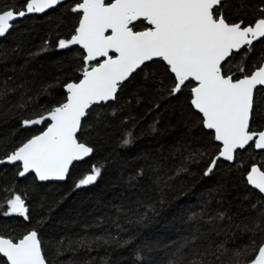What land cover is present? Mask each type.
<instances>
[{
  "label": "trees",
  "instance_id": "16d2710c",
  "mask_svg": "<svg viewBox=\"0 0 264 264\" xmlns=\"http://www.w3.org/2000/svg\"><path fill=\"white\" fill-rule=\"evenodd\" d=\"M81 1L69 0L44 14L26 16L0 39V92H6L0 98V159L45 129L48 122L26 128L22 121L65 102L64 85L79 81L88 66L78 47H58L59 39L73 35L80 14L72 9ZM25 4L26 0H0V10L23 9ZM262 7L264 0H226L224 13L229 22L243 20L248 25L264 16ZM146 27L140 21L133 30ZM245 51L233 53L224 65L234 78H241L240 66L250 74L264 61V38L254 42L246 57ZM145 65L122 85L116 100L94 105L82 120L77 139L93 152L71 166L65 181L40 183L33 174L18 178V164L1 165L0 201L6 205L20 194L28 219L3 215L5 206L0 211V235L16 242L36 230L47 264H169L185 241L187 259L203 253L206 260L227 264L226 255L216 259L218 246L230 254L252 241L257 249L264 242V197L245 180L253 165L264 171V151H255L251 143L236 152L233 163L219 159L205 175L220 146L191 106L194 83L169 95L174 76L165 63L153 60ZM29 98L26 108L17 107ZM254 99L251 127L259 131L264 129L263 87L255 90ZM128 132L131 142L124 145ZM94 166L101 168L97 180L77 187ZM253 228L254 232L246 230ZM82 238L90 247H68ZM137 252L143 260L137 259ZM0 264H7L1 256Z\"/></svg>",
  "mask_w": 264,
  "mask_h": 264
},
{
  "label": "snow or ice",
  "instance_id": "6c2138e0",
  "mask_svg": "<svg viewBox=\"0 0 264 264\" xmlns=\"http://www.w3.org/2000/svg\"><path fill=\"white\" fill-rule=\"evenodd\" d=\"M58 3L60 0H26L24 9L0 10V36L10 31L18 17L44 12ZM225 3L226 0H112L109 3L82 0L77 3L72 11L82 12L78 27L70 39H59L58 47L82 46L86 51L84 61L88 64L82 70L83 78L78 83L65 85V102L46 110V114L22 121V127L51 122L45 131L16 147L5 159L10 163L22 162L20 176L34 171L41 181L64 179L73 161L93 152L92 147L77 140L82 118L94 105L116 100L122 85L138 70L143 71L145 62L156 58L165 62L167 70L174 74V82L167 89L169 95L175 96L196 82L190 89L191 105L202 113L203 126L214 130V139L222 143L218 157L211 160L205 175L213 172L219 158L233 161L236 151L245 149L249 142L254 141L256 149H264V130L255 131L251 127L255 112L254 90L264 86V63L250 74L240 66L241 78H234L235 74L224 67L234 51L247 49L246 57L254 42L264 38V16L254 24L244 25L243 20L229 22L224 13ZM141 18L149 26L143 31H134V22ZM109 29L111 34L106 35ZM110 50L116 55H109ZM92 61L96 63H89ZM145 77L147 79V73ZM5 95L6 92H0V98ZM30 102L31 98L17 107L26 108ZM131 137V132L126 133L122 144H129ZM2 163L4 160L0 159ZM100 174L101 168L94 166L77 187L94 183ZM247 182L264 193V171L255 165L247 174ZM5 206L7 211H3V215L18 214L28 219V208L20 194L8 199L6 205L0 201V211ZM252 207L255 209L256 205ZM260 216L264 217V210ZM260 227L261 222L257 221L256 228ZM246 230L254 232L255 228ZM195 239L191 237V241ZM42 244L36 230L27 232L17 242L0 235V254L7 264H47ZM72 244L90 247L85 238L70 241L68 247ZM188 244L189 241H185L176 249L177 258L169 260V264H215L204 259L203 253L200 258L187 259ZM58 245L63 246L64 240ZM217 251L216 259L226 255L227 264H264V244L257 249L255 241L230 254L223 245L218 246ZM252 253H255L254 258H250ZM57 254H61L59 248ZM136 255L138 260H143L139 252Z\"/></svg>",
  "mask_w": 264,
  "mask_h": 264
},
{
  "label": "water",
  "instance_id": "95a60500",
  "mask_svg": "<svg viewBox=\"0 0 264 264\" xmlns=\"http://www.w3.org/2000/svg\"><path fill=\"white\" fill-rule=\"evenodd\" d=\"M66 1H69V0H60V3H58L57 5H55V6H53L52 8H49V9H46L44 12H41V13H28V14H26L24 17H26V16H31V15H41V14H44V13H46V11H49V10H51V9H54V8H56L57 6H59V5H61L62 3H64V2H66ZM82 2V1H81ZM105 2L106 3H109V2H112V0H105ZM26 5V4H25ZM24 8H25V6H24ZM23 8V9H24ZM77 13H79L80 14V17L82 16V12H77ZM24 17H18L13 23H15L16 21H18V20H21V19H23ZM140 20H144L143 18H141ZM79 21V20H78ZM145 21V23L148 25V23H147V21L146 20H144ZM137 22V21H136ZM135 23V22H134ZM243 26V25H242ZM77 27H78V25H77ZM74 34V33H73ZM106 35H110L111 34V30L109 29L106 33H105ZM4 36H6V34L4 35ZM4 36H0V39L1 38H3ZM71 38V37H70ZM69 38V39H70ZM261 39H263V38H260L259 40H261ZM258 40V41H259ZM256 42V41H255ZM72 47H78L79 49H81L82 51H83V53H84V56L86 55V51L82 48V46L81 45H71V46H69V48H72ZM69 48H66V49H61V50H67V49H69ZM233 53H236L235 51L233 52ZM109 55H116V53H114V51H112V50H110V52H109ZM98 59H104V58H98ZM154 60H159L158 58H156V59H154ZM93 62H95V61H92V62H89V63H93ZM84 63H85V61H84ZM145 63H148V62H145ZM165 63V62H164ZM262 63H264V61L262 62ZM85 65H88V64H86L85 63ZM166 65V64H165ZM173 76H174V74H172ZM83 78V76L81 77V79ZM79 81H77V83H78ZM193 83H194V86H196V82L195 81H193ZM193 86V87H194ZM260 87H263L264 88V86H257V89L258 88H260ZM257 89H255V90H257ZM255 90H254V95H255ZM64 91H65V93H66V97H67V90H66V88H65V85H64ZM191 94V93H190ZM66 99V98H65ZM191 99H192V94H191ZM66 101V100H65ZM112 101H114V100H112ZM108 102H110V101H108ZM101 104L102 103H107V102H100ZM99 103V104H100ZM190 103H191V100H190ZM192 106V105H191ZM193 107V106H192ZM194 108V107H193ZM194 110L197 112V113H199L200 115H201V119H202V121H203V115H202V113H200L197 109H195L194 108ZM85 118V117H84ZM84 118H82V120L84 119ZM45 122H48V124L51 122L50 120H48V121H45ZM82 122V121H81ZM43 124V123H42ZM42 124H39V125H31V126H27L26 128H32V127H35V126H39V127H41L42 126ZM205 128V127H204ZM47 129V126L45 127V129L43 130V131H45ZM206 130H208V131H211L212 133H213V137H214V130H210V129H207V128H205ZM262 130H264V129H262ZM42 131V132H43ZM41 133V132H40ZM39 133V134H40ZM78 133H79V130H78V132H77V135H78ZM38 135V134H37ZM258 138V137H257ZM28 139H30V138H28ZM256 138H254V140H255ZM78 140V139H77ZM214 141L217 143V144H219V149L220 148H222V143L221 142H218V141H216L215 139H214ZM26 142V141H25ZM79 142V141H78ZM251 143H253V148H254V150L255 151H264V149H256L255 148V146H254V141H252V142H249V145L251 144ZM249 145H247V146H249ZM247 146H245V148L247 147ZM238 150H243V149H238ZM237 150V151H238ZM236 151V152H237ZM236 154V153H235ZM234 154V155H235ZM91 154H89V156H90ZM218 155H219V152L217 153V155L216 156H214V158L215 157H218ZM89 156H87V157H84L83 159H81V160H75V161H73L72 162V164L69 166V171H70V168H71V166L74 164V163H77V162H80V161H83V160H85L86 158H88ZM220 160H223V161H225V162H228V163H233L234 162V160H235V156H234V160L233 161H227V160H225L224 158H219ZM3 160H4V163H2V164H0V167H1V165L3 166V165H14V164H18L19 165V167H20V170L19 171H22V162H14V163H10V162H8L5 158H3ZM256 167H258L259 168V166L258 165H255ZM251 168H252V166L251 167H249V171L251 170ZM260 169V168H259ZM261 170V169H260ZM69 171H68V173H69ZM248 171V172H249ZM262 171V170H261ZM248 172H247V174H248ZM68 173L66 174V175H68ZM28 174H33L34 176H35V178H36V180L38 181V182H40V183H44V182H63V181H65L66 180V178H67V176H65V178L64 179H49V180H44V181H41L39 178H38V176L36 175V173L34 172V171H30L29 173H26L24 176H20L19 174H18V178H22V177H25L26 175H28ZM247 174L245 175V180H246V182H247ZM247 184H248V182H247ZM251 188H253V189H255L252 185H250V184H248ZM255 190H257L258 192H259V190L258 189H255ZM259 194H261L263 197H264V193H260L259 192ZM23 238V237H22ZM22 238H20V239H22ZM18 241V240H17ZM16 241V242H17ZM262 244H264V242L262 243ZM0 256L1 257H3V255L2 254H0ZM5 260H6V258L5 257H3ZM254 258V257H253ZM7 262V261H6Z\"/></svg>",
  "mask_w": 264,
  "mask_h": 264
},
{
  "label": "flooded vegetation",
  "instance_id": "af4514ba",
  "mask_svg": "<svg viewBox=\"0 0 264 264\" xmlns=\"http://www.w3.org/2000/svg\"><path fill=\"white\" fill-rule=\"evenodd\" d=\"M140 21H142V22H144L145 23V21L144 20H139V21H137V22H140ZM136 23V22H135ZM146 24V23H145ZM147 25V24H146ZM147 26H149V25H147ZM141 31H143V30H141Z\"/></svg>",
  "mask_w": 264,
  "mask_h": 264
}]
</instances>
